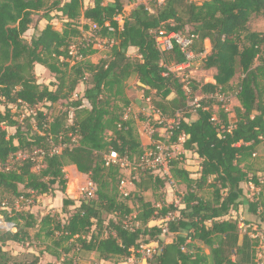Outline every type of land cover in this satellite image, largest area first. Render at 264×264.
Masks as SVG:
<instances>
[{"label":"trees","instance_id":"1","mask_svg":"<svg viewBox=\"0 0 264 264\" xmlns=\"http://www.w3.org/2000/svg\"><path fill=\"white\" fill-rule=\"evenodd\" d=\"M125 5L121 0H93L84 9L82 0H0V108L3 103L23 107L27 111L23 121H33L36 129L29 136L31 124L23 131L16 112L8 106L0 109V204L7 200L12 207L15 200L31 194L64 193V168L71 165L95 186L93 197L71 213L75 202L62 199V212L68 215L64 221L58 213L38 219L24 210L1 216L14 222L16 231H0V264H39V255L19 258L4 250L8 242L24 244L29 229L36 230L35 240L51 241L45 252L56 259L74 252L123 262L141 244L158 242L151 264H257L258 238L241 234L239 222L230 214L246 201V213L264 224V177L257 175L252 163L264 143V31L248 29L252 16L264 20V0H164L160 6L152 4L151 11L136 6L127 13ZM38 13L47 25L28 41L24 35ZM117 15L123 17L120 29ZM55 18L63 21L61 32L49 24ZM80 19L95 26L88 39L81 38ZM160 31L191 38L189 50L196 55L204 52L205 41L209 43L201 69L213 71L214 82L190 79L193 91L201 96L197 108L186 105L181 90L180 80L189 68L168 71L184 64L183 54L177 46L163 53L155 47ZM96 39L113 44L107 43L106 57L93 63L89 58L97 53ZM73 46L75 56L70 55ZM35 64L54 76L53 89L36 82ZM237 70L240 79L233 92L239 105L231 122L218 97L231 90ZM131 78L161 117L178 118L170 142L178 143L184 136L181 148L188 157L182 158L198 167V177L192 178L177 159L170 163L172 179L184 188L180 206L144 198L165 184L144 167L132 175V191L123 197L118 189L120 168L105 166L104 156L110 152L133 164L144 155L134 120L124 118L130 106L126 83ZM79 84L84 91L75 97ZM60 101H67L68 110L52 119L34 109ZM7 127L15 132L9 135ZM54 148L60 151L50 154ZM38 149L45 155L35 171L38 163L31 155ZM18 154L29 157L17 159ZM250 185L258 192L245 191ZM203 190L208 198L200 195ZM170 213L177 216L166 221ZM157 220L163 222L151 225ZM242 222L250 224L248 219ZM163 226L167 241L160 239Z\"/></svg>","mask_w":264,"mask_h":264},{"label":"rangeland","instance_id":"2","mask_svg":"<svg viewBox=\"0 0 264 264\" xmlns=\"http://www.w3.org/2000/svg\"><path fill=\"white\" fill-rule=\"evenodd\" d=\"M52 0H50L51 2ZM122 3L125 5L126 0H121ZM196 2H201L202 0H191ZM83 8L90 7L93 5V0H82ZM82 9V10H84ZM127 12L130 11V8L126 9ZM125 10V11H126ZM42 13H38L33 17V23L30 25L28 31L25 33L24 37L29 41L33 35H36V31L40 29L41 27H45L46 22L42 18ZM77 26L79 27L81 31V38H90L93 33V25L89 22H86L83 19H80L77 22ZM49 24L51 25L52 29L61 32L63 28V21L60 19H52ZM87 27V29L84 28ZM40 27V28H39ZM248 29L255 32H262L264 31V20L261 17L258 16H252L248 23ZM80 40L79 37L77 38V41ZM94 48L97 50V53L91 56L89 59L91 62L96 63L100 59H103L106 57L108 53L109 46L107 44V41L105 39H96L94 41ZM75 51V47H71V50ZM129 56L133 57L134 54L129 52ZM202 59L196 60L190 68L187 70V74L189 75L190 79H193L194 81L207 82L210 81V77L212 76L213 71H204L201 69ZM34 74L36 78V82L40 85H47L49 89H53L54 87L52 84H56V80L52 74H50L47 69L44 68V70L37 71L34 67ZM240 79V70H237L236 77L232 81L231 90L227 91L225 94L220 96V99L222 100V103L224 105L225 111L228 113L229 120L231 122H234L235 116H234V108L237 106L238 102L235 98L234 88L238 84ZM198 82V83H199ZM80 85V84H79ZM78 87V86H77ZM77 89V88H76ZM81 89V87H80ZM126 96L128 97L130 104L133 106V112L130 113V109L128 110L130 115L133 118L137 133L140 136L143 134L144 136H147L150 138V142L146 144V139L143 137L142 146L143 148L147 149L153 143V141L157 140V135L155 134V126H157V122L154 120L156 119V115L152 113V110L154 111V108L150 105L149 108H147V105L142 102L141 97H143V89L141 86L136 82L134 78H131L126 83V90H125ZM195 95L200 96L199 91L195 92ZM219 99V100H220ZM221 101V100H220ZM67 101H60L58 104L50 105V104H39L36 106V110H41L45 114H47V117L50 119L54 118L55 116L59 115V113H63L64 111L68 110L66 107ZM147 103H150L149 101ZM9 107L12 109L13 112H16L19 116H16L19 120V123H22L21 127L23 131H27L29 128L27 124H31L32 127L30 130V135H33L36 133L35 129V123L33 121H23L24 116L26 115L27 111L23 109H18L16 105L14 104H6L3 103L1 106V110L3 111L5 107ZM17 108V109H16ZM25 108V107H24ZM214 111H217V107L214 106ZM33 111V110H32ZM152 113V114H151ZM130 115H128V118H130ZM153 115V117L151 116ZM72 116V114L70 115ZM131 117V118H132ZM137 121H138V127H137ZM27 127V128H26ZM159 133H162L164 130L160 127H157ZM6 131L9 135L13 134L15 132L14 128H6ZM152 132V134H151ZM141 133V134H140ZM158 134V133H157ZM154 135V136H153ZM156 137V138H154ZM152 140V141H151ZM183 142V141H182ZM176 144L175 149L173 151V157L174 160L177 159L179 162L180 167H187V169L192 167V161L189 158L183 159L182 155L183 150L181 149V143ZM16 144V142H14ZM17 159H24L27 158V155H21L18 154ZM41 159L37 160L38 165L34 168L35 171H38L39 168L42 166ZM11 164H13L16 159L10 160ZM253 168L256 170L257 175L260 177H264V143H262L258 151L255 153V156L252 160ZM133 165V163H130ZM194 167V166H193ZM190 170L193 174L195 173V167L190 168ZM137 170V169H136ZM133 169L131 165H126L125 167L120 169V173L122 174V178L125 181V186L122 190V192L126 191H132V184L131 179L132 175L136 174L137 171ZM65 172V178H66V187L65 192L62 193L61 191H54L50 192L46 195H35L31 194L29 198H18L13 203L12 207L9 206V202L7 200H3L2 204H0V217L1 216H14L17 211H28L32 213L36 218L40 219L44 215L50 213L55 214L58 213L60 215V219L64 221L67 218V214L62 212V199L65 197H68L72 199L75 202V205L73 207L69 208L70 213L75 210V207H78L80 203L84 200H87L90 197V195L87 192V189L89 190L90 194L94 195L95 186H89L90 181L87 176L82 175L78 173L74 166H66L64 168ZM194 177V175H193ZM165 184L162 189L158 191H149L144 194V198L147 201H150L152 203H162L165 204H174L177 206H180V199L182 194L184 193V190L180 186H175L176 184H173L171 181L165 179ZM70 185H72V188H69ZM21 188V187H20ZM119 189V188H118ZM245 191L248 190L251 194L258 192V189H255L252 185L245 187ZM119 192H121L119 190ZM121 194V193H120ZM122 195V194H121ZM200 195L203 198H208V191L203 190L200 192ZM6 203V206H5ZM129 205H131L130 201H127ZM247 210V202L243 201L241 206L238 207V210L231 212L230 217L233 219H236L239 222V226L241 229V234L247 233L251 238H258L259 240V247L257 249L256 253V263L257 264H264V224L261 222L258 218L250 216L246 213ZM136 212H134L135 214ZM115 217V216H109ZM130 218V217H129ZM249 220V225H244L242 220ZM161 224V222L157 221V223L151 224V225H157ZM16 231V230H15ZM15 231L13 233H15ZM36 230L35 229H29L28 234L26 235V241L24 244H18L14 242H8L4 250L9 251L11 254L21 258L22 255L26 253H34L35 255H39V264H46V263H52V264H114L115 262L118 263H125V261L122 262V259L116 261H100L97 259L96 254H77L74 252H70L67 255H61L59 259H56L55 257L51 256L49 253L45 252V247L51 246L52 243L49 240L44 239L43 237L41 239L35 240ZM198 246L201 248H204L201 244L198 243ZM204 251L206 253L207 250L204 248Z\"/></svg>","mask_w":264,"mask_h":264},{"label":"built area","instance_id":"3","mask_svg":"<svg viewBox=\"0 0 264 264\" xmlns=\"http://www.w3.org/2000/svg\"><path fill=\"white\" fill-rule=\"evenodd\" d=\"M164 0H126V5L123 8V12L127 13V8H133L136 6L144 7L146 10L151 11V5L156 4L158 6L162 5ZM126 10V11H125ZM114 20L117 22L119 29L123 24V17L121 15H117ZM94 26V25H93ZM108 26V24H106ZM95 26L93 27V30ZM110 32H113V28L108 29ZM110 45L113 44V41H107ZM208 44V41L204 42V47ZM191 45V38H187L183 35L178 33H165L164 31H160L158 35L155 36V47L156 49L163 53L169 51L173 48V46H177L180 52L184 56V64L178 67H171L168 68V71L175 73L182 70H186L190 68V66L198 59H201L207 54V46L205 47L204 52L201 54H194L191 52L190 49ZM70 55L75 56L76 51L71 50L70 48ZM181 90L183 92V96L185 97L186 105L188 107L197 108L199 107V103L201 100V96L195 95V92L192 89L191 81L188 75L182 76L181 78ZM220 99V96L218 97ZM221 101L223 99H220ZM129 107L126 109L124 118H128L129 115ZM152 113L156 115L157 125L160 126L161 129L164 131L159 133L157 128H155L157 134V140L153 141L147 149H144V155L142 156L141 160L137 164H130L126 157L119 156L116 152H110L104 156L105 166H118L120 169L125 167L126 165H131L133 169H137L139 167H144L148 169L152 175L161 178L167 179L171 181L173 184L177 183L172 179L170 174V163L174 159L173 151L175 149L176 144L182 142L184 140V136L178 138V143H171L170 138L172 135V129L175 125L178 124V118L175 119H166L160 116L158 112L152 110ZM151 113V114H152ZM153 117V115H151ZM152 134V132H151ZM154 136V135H153ZM152 138V137H150ZM152 141V140H151ZM60 149L54 148L50 150V154L58 153ZM45 152L41 149L34 151L31 157H35L37 160L43 158ZM27 157H29L27 155ZM89 186L93 184L90 182ZM125 186V181L122 178L119 185L120 193L123 197H126L129 191L122 192ZM88 194L92 197V193L90 194L89 190L87 189ZM177 206V205H175ZM177 216L176 213H170L166 217V221L173 220ZM159 222H163L162 220H157ZM157 221H153L152 224L157 223ZM159 226V224H157ZM16 230L15 223L12 221H7L0 217V231L4 233H13ZM167 227L163 226L161 230L160 239L162 241H167ZM158 249V242H150L148 244H141L136 251L134 256L129 257L124 264H151L150 261L153 255L156 253Z\"/></svg>","mask_w":264,"mask_h":264},{"label":"crops","instance_id":"4","mask_svg":"<svg viewBox=\"0 0 264 264\" xmlns=\"http://www.w3.org/2000/svg\"><path fill=\"white\" fill-rule=\"evenodd\" d=\"M206 46H207V54L210 52V46H209V43L208 44H206ZM205 46V47H206ZM129 52H131V51H129ZM128 52V53H129ZM35 69L37 70V71H41V70H44V67L43 66H41V65H39V64H35ZM210 81H207V82H209V83H213L214 81H213V79H212V76L210 77ZM80 87H81V89H80ZM83 91H84V85L83 84H80V85H78V87H77V89L75 90V97H76V95L77 94H79V95H81L82 93H83ZM141 100H142V102H144L146 105H147V108H149V106H150V103H147L149 100L148 99H146V98H144V97H141ZM236 101H237V99H236ZM238 102V101H237ZM239 104H237V106H238ZM129 109H130V113L131 112H133L134 110H133V106L130 104V106H129ZM150 109V108H149ZM130 113H129V115H130ZM130 117H132L131 115H130ZM134 117H132V119H133ZM135 119V118H134ZM137 127H138V121H137ZM155 128H157L156 126H155ZM141 134V133H140ZM157 135V134H156ZM145 138L147 141H146V144H148L149 142H150V138H148L147 136H144L143 134L140 136V141H141V144H143L142 143V141H143V139L142 138ZM182 149V148H181ZM183 153H185L184 155L186 156V157H188V155H187V153L186 152H184L183 151ZM72 166V165H71ZM195 167V173L194 174H192V178H197L198 177V174H197V171H198V167L197 166H194ZM193 167V165H192V167L190 166V168H194ZM187 169V167H185V169H187V170H192V169ZM193 175H194V177H193ZM178 186H180V187H182V189L184 190V188H183V186H181V185H178ZM119 264H124V263H119Z\"/></svg>","mask_w":264,"mask_h":264},{"label":"bare ground","instance_id":"5","mask_svg":"<svg viewBox=\"0 0 264 264\" xmlns=\"http://www.w3.org/2000/svg\"><path fill=\"white\" fill-rule=\"evenodd\" d=\"M69 188H72V185H70V187Z\"/></svg>","mask_w":264,"mask_h":264}]
</instances>
